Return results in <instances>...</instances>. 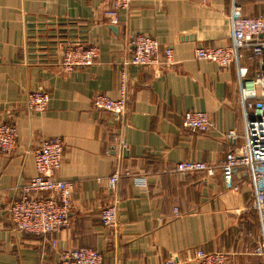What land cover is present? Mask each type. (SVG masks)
<instances>
[{
  "label": "crops",
  "instance_id": "crops-1",
  "mask_svg": "<svg viewBox=\"0 0 264 264\" xmlns=\"http://www.w3.org/2000/svg\"><path fill=\"white\" fill-rule=\"evenodd\" d=\"M232 3L247 16L264 17V0H131L115 22L100 0H0V121L18 134L15 149L0 153V264H60L61 252L74 247L96 250L100 264H189L197 249L223 251L228 264L259 261L247 172L230 171L233 189L221 165L243 139L239 84L264 75V52L243 50L239 62L226 67L195 58L198 48L230 43ZM134 34L159 42V60L171 48L173 63L131 64ZM76 41L97 45L98 57L64 72L61 47ZM122 80L128 97L123 120L92 107L94 94L116 96ZM34 90L49 95L41 113L25 104ZM186 111L206 112L213 127L185 128ZM52 136L63 142L56 176L74 184L70 223L59 232L24 233L13 227L8 207L36 175L35 148ZM184 160L215 172L181 176L172 168ZM114 171L121 175L110 190ZM134 176L145 184L136 185ZM109 203L117 207L112 230L99 219Z\"/></svg>",
  "mask_w": 264,
  "mask_h": 264
},
{
  "label": "built area",
  "instance_id": "built-area-1",
  "mask_svg": "<svg viewBox=\"0 0 264 264\" xmlns=\"http://www.w3.org/2000/svg\"><path fill=\"white\" fill-rule=\"evenodd\" d=\"M106 6L104 15L110 22L116 21L117 12L127 9L131 0H100ZM228 20L230 26V43L226 46L201 47L195 50V58L213 62L226 67L237 64L243 50L252 55L264 52V17L247 16L239 5L232 3ZM128 43L132 53L130 63L136 66H152L157 63L171 65L172 50L165 47L163 57L159 60V42L144 34L130 36ZM97 45H86L78 41L61 47L60 66L64 72L83 68L93 64L98 57ZM239 100L243 107V139L242 143L226 154L221 165L228 187L232 186L230 171L241 167L246 170L253 190L252 208L255 210L260 238L253 254L259 258L256 264H264V75L256 74L253 78L239 84ZM25 104L28 110L41 113L49 101V95L43 90H34L26 95ZM127 86L124 80L119 84L117 95L96 93L91 98L94 109L114 115L123 120L127 112ZM185 128L206 132L213 127L206 112L186 111L182 115ZM16 127L0 121V153L9 154L15 149L17 141ZM229 137L235 138L233 131ZM113 141L120 143L119 137ZM63 142L58 136L43 138L34 150V166L36 175L31 177L22 187V194L8 207V218L13 227L21 232L44 235L59 232L69 226L74 184L68 180L58 179L56 174L62 161ZM172 170L181 176L191 172H204L212 176L215 167L199 161L184 160L176 162ZM127 174V172L125 173ZM114 171L108 178V187L113 190L120 177ZM133 182L140 186L145 181L142 176H134ZM46 194V195H44ZM173 208V213H177ZM101 225L106 229L117 227V207L114 203L102 206L99 210ZM189 264H228L225 252L204 251L197 249L189 258ZM60 264H100L101 254L87 247H74L60 254ZM165 264H175L174 261Z\"/></svg>",
  "mask_w": 264,
  "mask_h": 264
}]
</instances>
